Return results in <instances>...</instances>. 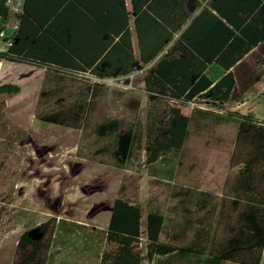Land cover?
I'll return each mask as SVG.
<instances>
[{
    "label": "trees",
    "instance_id": "1",
    "mask_svg": "<svg viewBox=\"0 0 264 264\" xmlns=\"http://www.w3.org/2000/svg\"><path fill=\"white\" fill-rule=\"evenodd\" d=\"M101 1L96 2L105 4ZM186 1L130 0L129 10L125 0H108L106 3L113 4L114 9L112 6L109 9L94 8L96 4L91 6L88 0H68L67 3L75 7L70 23L62 15L67 7L36 12L31 10L28 0H24L22 11L14 16L16 27L12 29L8 26L11 20L9 10L4 0H0V32H11L10 45L0 50V60L51 71L45 76L47 87L53 94L54 88L64 89L71 83L82 82L85 90L77 92L67 105L39 115L48 123L82 129L89 118L92 101L100 93L99 88L108 86L90 77H116L132 70L135 60L129 29V14H132L139 47L138 62L148 64L158 57L142 80L144 91L153 99L147 101L146 131L149 139L140 150L144 151L146 164L156 162L172 150L179 151V166L190 134L200 135L203 129L194 122L198 109L194 106L196 96L203 93L215 101L235 100L264 77V0H231L230 6L234 9L230 12L221 8L223 3L218 0V15H211L217 22L215 41L197 39L196 16L191 18V11L184 8ZM204 13L207 14L208 10ZM86 21L104 28L107 35L99 52L90 59L87 57L88 49L78 45V42L88 44V37H83L77 27ZM188 21V25L183 27ZM73 27H77V31ZM213 61L215 69L213 64L210 65ZM208 65L210 74L204 73ZM212 72H216L215 75ZM19 91L20 87L15 83L0 84V96ZM140 103L136 97L130 100L129 105L137 108ZM5 108V101L0 99V121L5 116ZM200 111L207 114L204 109ZM229 114L242 120H239L238 135L243 123L254 119L250 113ZM259 122L264 129V121ZM136 125L121 130V119L107 117L95 126L99 137L114 135L115 146L111 154L118 167H124L133 155L134 147H141L140 126ZM103 151L98 148L95 152ZM140 211L137 203L120 197L114 199L105 239L107 244L115 247L104 251L100 264L141 263ZM54 223L55 218L50 217L33 228L23 230L17 239L11 264H45ZM245 223L248 237L244 248L248 252L242 264H260L264 249V211L262 216H251ZM163 225L162 213H147L145 249L148 259L154 255L197 253L191 244L162 241ZM35 229L40 234L38 237L32 233ZM46 236L48 243H45ZM230 249L206 255L201 264L233 261L239 252L234 247Z\"/></svg>",
    "mask_w": 264,
    "mask_h": 264
},
{
    "label": "rangeland",
    "instance_id": "2",
    "mask_svg": "<svg viewBox=\"0 0 264 264\" xmlns=\"http://www.w3.org/2000/svg\"><path fill=\"white\" fill-rule=\"evenodd\" d=\"M152 66L137 69L129 87H100L87 123L80 129L48 123L39 115L67 105L77 92L85 90L82 82L71 83L64 89L54 88L53 94L49 85L41 82V77L34 74L28 82L25 76L15 74L25 66L12 64L11 76L24 90L0 96L6 103L5 116L0 121V264L12 263L17 239L23 230L50 217L55 218L53 230L73 227L78 232L66 234L65 241L55 235L53 245L69 250L71 264H78L75 258L82 259L83 255L87 264H94L96 250L87 251L82 228H105L113 201L121 195L140 198L144 261L147 260L144 224L148 212L162 213L168 225L175 221L185 226L184 238L174 235V242L191 237L192 226L196 225V134H190L179 166V151L172 150L164 164L159 160L146 164L144 151L140 150L149 139L146 131L149 95L143 92L142 79ZM2 76H6L5 72ZM128 79L123 78L122 82ZM245 93L236 98L243 101L244 109L237 111L247 112L248 109L259 121H264V77ZM136 97L141 103L137 108L130 107V100ZM197 102L206 108L225 110L229 107L203 98ZM107 117L121 119V130L136 124L140 126L141 147H134L124 167L116 166L111 154L114 135L102 138L95 132V126ZM98 148L104 151L97 154ZM169 167L174 171L173 176L167 175ZM32 233L38 235L36 230ZM167 237L162 235L164 240ZM57 253L53 251L52 256ZM192 256L180 257V260L196 264V254Z\"/></svg>",
    "mask_w": 264,
    "mask_h": 264
},
{
    "label": "crops",
    "instance_id": "3",
    "mask_svg": "<svg viewBox=\"0 0 264 264\" xmlns=\"http://www.w3.org/2000/svg\"><path fill=\"white\" fill-rule=\"evenodd\" d=\"M96 1L97 0H88V3H91V6L96 4L94 8L97 9L100 6L102 9H109L113 5L107 4L106 2L108 0L101 1L103 3L105 2V4H100ZM219 1L223 3V7L221 6V8H225V11L230 12L231 9H234L233 6L232 8L230 6L231 0ZM67 2L68 0H60V2H57V0H28L27 4L31 10L36 12L53 9L61 10L62 8L67 7L64 9L65 13L62 15L63 17H66L70 23H72L75 7L73 4H69ZM125 4L130 10V0H125ZM217 4L218 0H188L185 2L184 8L191 11V18L196 16V36L198 40L215 41L217 37L215 29L217 22L211 15H218ZM111 8L114 9V6ZM206 10H208L207 14L204 13ZM189 21L186 22L183 27H186ZM13 23L14 20L12 19L11 24ZM77 27L80 29L83 37H88V44L78 42V45L80 48L86 47L88 49L87 57L90 59L99 52L101 43L105 42V38L107 37L106 31L104 28L99 27V25L94 26L91 21H86L81 25H77ZM77 27H73V30L77 31ZM129 29L131 33L130 40L132 53L135 60L131 67L132 70L122 76L131 77L137 72V69H140V67L154 65L155 60H157L158 57L148 64L138 62L139 47L132 14H129ZM12 64L25 66L23 71H16L15 74L25 76L28 82L30 81L29 79L36 74L38 75L36 76L37 78L41 77L42 83L44 82L48 84V80H46L45 75L50 74L51 71L46 70L44 67H36L4 59L0 60V83L3 81V83H15V77L11 76L14 71H12L11 68ZM211 64H213L212 66L215 69L216 63L213 61L210 65ZM210 65H208L204 73H211L209 69ZM4 72L6 76L3 77L2 74ZM215 73L216 72H212V75H215ZM21 76L18 78H21ZM256 82L254 83V86ZM16 84L19 85L18 83ZM19 87V92L24 90L22 86ZM30 88L31 86L27 89ZM143 92H145L144 89ZM145 94L147 93L145 92ZM202 98L216 104L221 102L225 106L229 105V107H226L225 110L212 106L206 108L197 102ZM152 99L153 98L149 95V100L147 101H151ZM242 102L243 101L241 99L215 101L208 98L203 93L196 96V107L198 109L196 111L195 122L196 125L203 128L201 129L200 135L196 134V225L192 226L193 231L190 238L186 241L181 240L182 242H174L172 238H175L176 235L184 238V235L182 234L184 232H182V230L185 226L182 227L181 224L175 221L172 222L171 225H168L166 224L164 216V225L160 234V239L162 241H168L179 245L191 244L195 246L197 252L196 264H201L202 259L208 254H220L225 249H232L233 247L238 249L237 252L239 253L235 256V258H233V261H225L224 264H242L244 256L248 252L247 248H244L247 244L248 237V230L245 228V220H248L251 216H262L264 211L262 209L264 205V129L261 128V123L253 111L251 112L248 109L247 112L237 111V109L244 110L242 109ZM199 109L206 110L205 112H207V114H203V112ZM229 112L240 114L250 113L253 115L254 119H251L250 122L246 121L243 123L238 135L239 122L242 120L229 114ZM237 135L238 140H236ZM168 154L162 156L158 160L164 164L165 162L163 161L166 159ZM157 161L151 164H155ZM166 170L168 172V176H173L174 171L172 167H169ZM170 178L172 179V177ZM119 197L126 199L130 203H137L140 206V198L136 196L127 197L126 195H121ZM108 220L109 215L107 223ZM105 230L106 227L102 229L82 228L81 233L85 236L84 241L86 245H88L87 251L91 252V250H96L94 264L101 263V257L105 250L115 247L114 244L112 245L106 243ZM142 231L140 216V235L143 240ZM144 232L145 241L146 219ZM68 233L78 234V232H75L73 227H61L53 230L51 241L47 250V259L45 264H71L69 259L71 254L68 252L69 250H63L60 246L53 245L55 235H59L61 241H65V236ZM163 234L168 236L166 240L162 239ZM62 250L64 253H62ZM53 251H57V255L55 254V256H52ZM192 255L193 254L154 255L152 259L147 258V260L144 261L141 247L140 264H144V262L145 264H185L184 259L181 258L180 260V257H191ZM83 259H86L85 255H83L82 259L79 257L75 258L78 264H87L88 261H84ZM236 261L238 262L236 263ZM260 264H264V249Z\"/></svg>",
    "mask_w": 264,
    "mask_h": 264
},
{
    "label": "built area",
    "instance_id": "4",
    "mask_svg": "<svg viewBox=\"0 0 264 264\" xmlns=\"http://www.w3.org/2000/svg\"><path fill=\"white\" fill-rule=\"evenodd\" d=\"M5 6L9 10V15L14 19V16L19 14L22 11L24 0H4ZM13 29L16 27V20L14 19V23L10 25ZM10 36L11 32L6 33L4 30L0 32V50L7 48L10 45ZM128 76H116V77H108V78H96L91 76V80H96L99 83L105 85H115L117 87H129L131 86L132 77H128V82L123 83L122 79L127 78Z\"/></svg>",
    "mask_w": 264,
    "mask_h": 264
},
{
    "label": "water",
    "instance_id": "5",
    "mask_svg": "<svg viewBox=\"0 0 264 264\" xmlns=\"http://www.w3.org/2000/svg\"><path fill=\"white\" fill-rule=\"evenodd\" d=\"M35 230H36V229H35ZM33 231H34V230H33ZM33 231H32V232H33ZM39 235H40V234L38 233V235H37V236H35V237H38Z\"/></svg>",
    "mask_w": 264,
    "mask_h": 264
}]
</instances>
